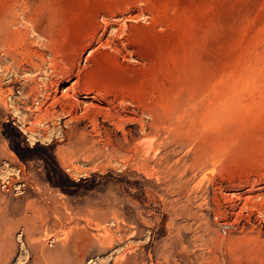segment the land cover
<instances>
[{
	"label": "rangeland",
	"instance_id": "obj_1",
	"mask_svg": "<svg viewBox=\"0 0 264 264\" xmlns=\"http://www.w3.org/2000/svg\"><path fill=\"white\" fill-rule=\"evenodd\" d=\"M0 264H264V0H0Z\"/></svg>",
	"mask_w": 264,
	"mask_h": 264
},
{
	"label": "bare ground",
	"instance_id": "obj_2",
	"mask_svg": "<svg viewBox=\"0 0 264 264\" xmlns=\"http://www.w3.org/2000/svg\"><path fill=\"white\" fill-rule=\"evenodd\" d=\"M80 71H78L79 73ZM77 74V73H76ZM82 74V73H81ZM79 75V74H78ZM80 76V75H79ZM78 77V76H77ZM79 78V77H78ZM75 79L70 87H66V93L65 94H61L59 97H57V93H59V87H56L53 91L54 96L51 97L50 94H47L44 102L41 103V106H43V110H41L40 107L36 108L37 109V113H39V116L36 117V119L34 120V122H32V124H37L39 123V118L40 117H44L46 115L49 114H54V113H50L54 110L55 106H59L60 110L62 111V113H66L69 116H71V120H74L75 118V112L79 109L81 111V113L85 116L88 115L89 111H95V112H103L104 110L106 111V109H102L99 106H96L95 104L91 103V96L89 95H84L82 96L84 98V101H80L77 100L75 98V96H78V90L79 88H85L83 85L81 86V84L79 83L80 79ZM81 82V81H80ZM82 83V82H81ZM85 83V82H84ZM83 83V84H84ZM85 85V84H84ZM57 86V85H56ZM89 88V87H88ZM61 93V92H60ZM3 99V98H2ZM48 101V103H47ZM85 104V106L83 105ZM109 104V103H108ZM52 109V110H51ZM43 111V113H41ZM56 116V115H55ZM51 117V116H50ZM34 118V117H33ZM48 118V117H47ZM42 119V118H40ZM51 119V118H49ZM48 119V120H49ZM42 121V120H41ZM31 124V123H30ZM32 126V125H31ZM27 129V128H26Z\"/></svg>",
	"mask_w": 264,
	"mask_h": 264
}]
</instances>
